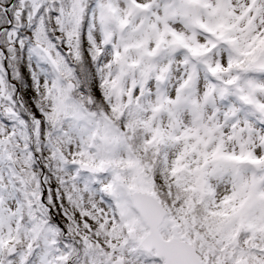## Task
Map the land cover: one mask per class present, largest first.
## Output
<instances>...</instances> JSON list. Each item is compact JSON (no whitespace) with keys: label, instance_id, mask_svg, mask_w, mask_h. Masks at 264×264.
Returning a JSON list of instances; mask_svg holds the SVG:
<instances>
[{"label":"snow or ice","instance_id":"snow-or-ice-1","mask_svg":"<svg viewBox=\"0 0 264 264\" xmlns=\"http://www.w3.org/2000/svg\"><path fill=\"white\" fill-rule=\"evenodd\" d=\"M0 264H264V0H0Z\"/></svg>","mask_w":264,"mask_h":264}]
</instances>
